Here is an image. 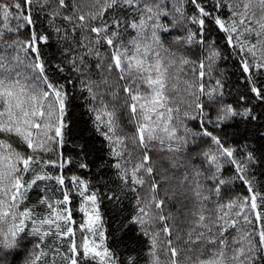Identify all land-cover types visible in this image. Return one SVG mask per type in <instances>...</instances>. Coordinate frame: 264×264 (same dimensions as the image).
<instances>
[{"label":"snow or ice","instance_id":"6c2138e0","mask_svg":"<svg viewBox=\"0 0 264 264\" xmlns=\"http://www.w3.org/2000/svg\"><path fill=\"white\" fill-rule=\"evenodd\" d=\"M0 264H264V0H0Z\"/></svg>","mask_w":264,"mask_h":264}]
</instances>
